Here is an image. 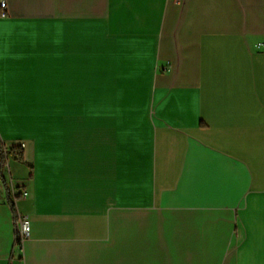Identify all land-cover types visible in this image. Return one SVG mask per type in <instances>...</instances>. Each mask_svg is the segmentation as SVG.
I'll return each mask as SVG.
<instances>
[{"label": "crops", "instance_id": "1", "mask_svg": "<svg viewBox=\"0 0 264 264\" xmlns=\"http://www.w3.org/2000/svg\"><path fill=\"white\" fill-rule=\"evenodd\" d=\"M0 135V264H264V0H7Z\"/></svg>", "mask_w": 264, "mask_h": 264}, {"label": "trees", "instance_id": "2", "mask_svg": "<svg viewBox=\"0 0 264 264\" xmlns=\"http://www.w3.org/2000/svg\"><path fill=\"white\" fill-rule=\"evenodd\" d=\"M3 11L0 8V17H2ZM18 161L20 163H25V150L23 146H13V147H7L1 138L0 135V183H3L6 187L7 191V199L9 201V204L12 209L16 210V205L13 199H20L22 195H15L13 197V194L10 192V189L7 185L5 176H4V169L8 165L10 160ZM16 219L18 220L19 217L17 216ZM17 244H21V239L19 236V233L17 232L16 237Z\"/></svg>", "mask_w": 264, "mask_h": 264}, {"label": "built area", "instance_id": "3", "mask_svg": "<svg viewBox=\"0 0 264 264\" xmlns=\"http://www.w3.org/2000/svg\"><path fill=\"white\" fill-rule=\"evenodd\" d=\"M0 8L3 11L2 17H6L7 16V0H0ZM16 224L18 227L17 229H18V233H19L21 243H22L29 235L28 223L23 216H20Z\"/></svg>", "mask_w": 264, "mask_h": 264}, {"label": "rangeland", "instance_id": "4", "mask_svg": "<svg viewBox=\"0 0 264 264\" xmlns=\"http://www.w3.org/2000/svg\"><path fill=\"white\" fill-rule=\"evenodd\" d=\"M35 113L33 112V114L39 115L43 118H49L50 116H68L69 117L72 115V110H68V109H64V110L58 109L57 110V109L43 108V109L35 110Z\"/></svg>", "mask_w": 264, "mask_h": 264}]
</instances>
